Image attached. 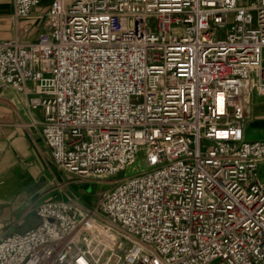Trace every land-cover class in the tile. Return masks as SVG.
<instances>
[{"label":"built area","instance_id":"built-area-1","mask_svg":"<svg viewBox=\"0 0 264 264\" xmlns=\"http://www.w3.org/2000/svg\"><path fill=\"white\" fill-rule=\"evenodd\" d=\"M11 19L40 0H13ZM230 15L233 19L230 20ZM35 42L0 39V90L27 96L54 164L103 182L0 238V264H264V0H53Z\"/></svg>","mask_w":264,"mask_h":264},{"label":"crops","instance_id":"crops-1","mask_svg":"<svg viewBox=\"0 0 264 264\" xmlns=\"http://www.w3.org/2000/svg\"><path fill=\"white\" fill-rule=\"evenodd\" d=\"M66 1L69 4L73 0ZM52 2L40 0L31 16L14 22L11 19L14 1L0 0V39L17 37L24 43L37 41V27ZM8 89L0 93V238L39 224L34 208L43 200H67L83 211L91 210L84 199L88 193L84 190L79 193L75 185L95 182L78 179L54 164L36 124V120L43 118L41 110L30 112L27 96L12 88L4 90ZM253 120L259 128L255 135L246 138H263L264 96H252L248 121Z\"/></svg>","mask_w":264,"mask_h":264},{"label":"rangeland","instance_id":"rangeland-1","mask_svg":"<svg viewBox=\"0 0 264 264\" xmlns=\"http://www.w3.org/2000/svg\"><path fill=\"white\" fill-rule=\"evenodd\" d=\"M230 20L233 19V15H230ZM45 15L40 23V25L37 27L39 28V32L43 29V27L45 26ZM8 90H0L1 92H8ZM1 96V95H0ZM259 124L257 122L253 121H247L245 124V135L246 137H250L256 134V130L259 128L258 127ZM248 139V138H247ZM260 139H264L260 138ZM146 165L142 160V155L139 156L137 162L129 167L127 170L122 171L120 173H116L114 174L111 178H109L106 181L103 182H88L86 184L84 183H80L78 185H75V190L78 191L79 193H81L82 190H84L86 193H88V196L85 199V201L88 202L89 207H91V210H94L96 208V206L98 205V199H99V190L101 188H107L110 187L112 185H114L113 181H116L118 178H121L125 175L130 176V175H134L137 174L139 172V170L141 169H145Z\"/></svg>","mask_w":264,"mask_h":264}]
</instances>
